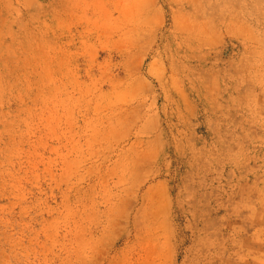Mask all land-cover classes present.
Listing matches in <instances>:
<instances>
[{
    "label": "rangeland",
    "instance_id": "obj_1",
    "mask_svg": "<svg viewBox=\"0 0 264 264\" xmlns=\"http://www.w3.org/2000/svg\"><path fill=\"white\" fill-rule=\"evenodd\" d=\"M0 264H264V0H0Z\"/></svg>",
    "mask_w": 264,
    "mask_h": 264
}]
</instances>
